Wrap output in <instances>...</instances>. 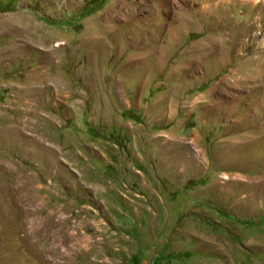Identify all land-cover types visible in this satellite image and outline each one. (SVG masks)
Masks as SVG:
<instances>
[{
	"label": "rangeland",
	"instance_id": "obj_1",
	"mask_svg": "<svg viewBox=\"0 0 264 264\" xmlns=\"http://www.w3.org/2000/svg\"><path fill=\"white\" fill-rule=\"evenodd\" d=\"M0 264H264V0H0Z\"/></svg>",
	"mask_w": 264,
	"mask_h": 264
},
{
	"label": "trees",
	"instance_id": "obj_2",
	"mask_svg": "<svg viewBox=\"0 0 264 264\" xmlns=\"http://www.w3.org/2000/svg\"><path fill=\"white\" fill-rule=\"evenodd\" d=\"M223 216H225V217H229V215L227 214V213H221Z\"/></svg>",
	"mask_w": 264,
	"mask_h": 264
},
{
	"label": "bare ground",
	"instance_id": "obj_3",
	"mask_svg": "<svg viewBox=\"0 0 264 264\" xmlns=\"http://www.w3.org/2000/svg\"><path fill=\"white\" fill-rule=\"evenodd\" d=\"M132 21V20H131Z\"/></svg>",
	"mask_w": 264,
	"mask_h": 264
}]
</instances>
